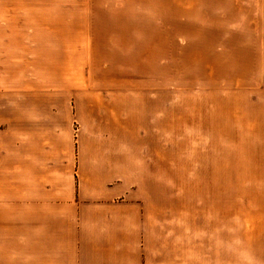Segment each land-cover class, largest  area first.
<instances>
[{"label": "rangeland", "instance_id": "obj_1", "mask_svg": "<svg viewBox=\"0 0 264 264\" xmlns=\"http://www.w3.org/2000/svg\"><path fill=\"white\" fill-rule=\"evenodd\" d=\"M72 76L86 84L59 91ZM263 83L264 0H0V124L54 109L78 143L123 128V192L164 258L184 221L251 215L264 140L232 109Z\"/></svg>", "mask_w": 264, "mask_h": 264}, {"label": "crops", "instance_id": "obj_2", "mask_svg": "<svg viewBox=\"0 0 264 264\" xmlns=\"http://www.w3.org/2000/svg\"><path fill=\"white\" fill-rule=\"evenodd\" d=\"M86 81L72 76L55 84L65 93ZM21 83L25 93L42 90ZM15 85L9 81L6 89ZM262 85L232 109L258 121L246 130L263 135L258 143L264 140ZM18 111L7 110V123L0 124V264H206L208 255L220 263L264 264V189L242 221H184L182 238L169 237L164 258L150 242L141 204L123 192V128L117 134L106 124L100 132L90 127L78 143L72 120L49 119L57 110ZM31 114L47 118L33 122ZM83 143L87 153L79 151Z\"/></svg>", "mask_w": 264, "mask_h": 264}]
</instances>
